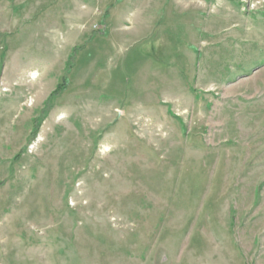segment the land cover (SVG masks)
Instances as JSON below:
<instances>
[{
	"label": "rangeland",
	"instance_id": "374dc122",
	"mask_svg": "<svg viewBox=\"0 0 264 264\" xmlns=\"http://www.w3.org/2000/svg\"><path fill=\"white\" fill-rule=\"evenodd\" d=\"M0 264H264V0H0Z\"/></svg>",
	"mask_w": 264,
	"mask_h": 264
},
{
	"label": "bare ground",
	"instance_id": "6f19581e",
	"mask_svg": "<svg viewBox=\"0 0 264 264\" xmlns=\"http://www.w3.org/2000/svg\"><path fill=\"white\" fill-rule=\"evenodd\" d=\"M61 117H63V116H61Z\"/></svg>",
	"mask_w": 264,
	"mask_h": 264
},
{
	"label": "trees",
	"instance_id": "16d2710c",
	"mask_svg": "<svg viewBox=\"0 0 264 264\" xmlns=\"http://www.w3.org/2000/svg\"><path fill=\"white\" fill-rule=\"evenodd\" d=\"M62 87V86H61ZM63 88V87H62Z\"/></svg>",
	"mask_w": 264,
	"mask_h": 264
}]
</instances>
